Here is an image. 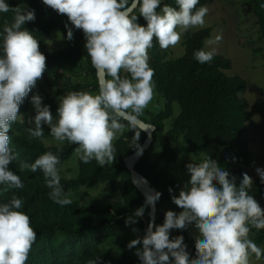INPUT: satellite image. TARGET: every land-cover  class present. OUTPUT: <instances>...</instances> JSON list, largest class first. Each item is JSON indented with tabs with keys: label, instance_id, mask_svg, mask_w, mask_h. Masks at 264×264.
I'll return each mask as SVG.
<instances>
[{
	"label": "clouds",
	"instance_id": "obj_1",
	"mask_svg": "<svg viewBox=\"0 0 264 264\" xmlns=\"http://www.w3.org/2000/svg\"><path fill=\"white\" fill-rule=\"evenodd\" d=\"M42 3L66 14L77 29L83 30L84 47L96 70L99 91L95 95L71 91L60 97L56 117L42 103L40 95H33L35 115L28 123L34 127L27 129L29 138L42 137L45 132L42 125H47L55 140L79 146L76 153L81 162L87 164L95 159L98 166L104 167L116 159L113 141L125 128L121 121H127L129 129L135 130L153 98L155 71L150 67L148 52L153 40L164 50L175 47L184 33L206 26L209 9L197 8L200 0H175L176 7L164 0H42ZM8 12L14 14L13 21L6 22L0 31V195L24 187L21 177L9 167L19 158L10 147L9 130L18 119L24 98L46 69V56L33 32L25 27L35 20V10L27 5L11 7L8 0H0V13ZM138 15L147 23H138ZM72 36L69 29L67 39ZM222 39L221 33L205 40V47L194 52V59L201 65L213 62L217 54L213 45ZM122 70L128 75L122 77ZM139 136L135 131L133 139L138 152H142L137 143ZM59 162V156L48 151L33 163L21 161L19 167L32 173L42 172L45 186L50 189L49 198L61 206L70 205L72 201L60 181ZM186 168L189 183L178 196L172 195L173 202L183 211L177 214L168 210L162 225L153 229L150 224L145 236L127 245L132 249L142 240V248L136 247L135 253L141 264H250L253 254L257 260L264 257V249L249 238L253 228L264 229V209L249 194L252 178L244 173L237 184L236 178L210 157L199 164L188 163ZM256 171L264 182V168ZM159 197V192L149 194L146 202L154 204ZM23 207L24 201L15 195L0 202V264H27L37 231ZM144 211V206L139 207L135 217H141ZM134 222L133 217L125 221L126 225ZM191 225L200 237L195 244L196 259L190 257L182 235L169 238L171 229Z\"/></svg>",
	"mask_w": 264,
	"mask_h": 264
},
{
	"label": "trees",
	"instance_id": "obj_2",
	"mask_svg": "<svg viewBox=\"0 0 264 264\" xmlns=\"http://www.w3.org/2000/svg\"><path fill=\"white\" fill-rule=\"evenodd\" d=\"M214 1L200 0L197 8ZM245 1L255 14L259 33L264 39V0ZM8 2L11 7L23 8L27 5L35 10V20L27 22L25 27L33 32L40 51L46 56V69L24 98L19 107L18 119L9 130L10 147L19 154L18 160L9 167L21 177L24 187L12 188L0 195V202L9 201L13 195L21 198L24 201L22 210L30 216L31 226L37 231V239L32 245L27 264H89V261H97V264H138L128 253L121 257L115 256L111 247L117 237L130 226L131 223H125L127 218L135 219L132 226L136 229V239L147 234L151 222L152 212L146 197L134 184L132 174L125 164L126 157L138 151L133 139L135 131L140 133L137 141L140 147L147 140L148 133L139 126L135 130L129 129L127 121H121L125 128L117 133L113 141L116 155L113 163L100 167L95 159L85 164L78 157L75 165L68 169L64 167L78 156V145L55 140L47 125H42L45 131L42 137L30 139L27 129L34 127L28 123L30 114L35 110L31 102L33 95L39 93L44 99V105H48L56 117L60 97L71 91L93 94L99 91V82L84 47L83 30L77 29L66 14L46 6L42 0ZM165 4L176 7L175 0H166ZM13 16L12 12L0 13V31L6 22L12 23ZM137 22L142 25L147 23L139 15ZM57 29L62 31L67 45L50 50L48 42ZM69 29L73 34L71 40L67 39ZM211 35L212 27L189 33L184 41L185 51L177 58L166 59L155 39L153 47L149 49V64L155 71L154 89L164 100L165 108L159 113L143 112L140 117L154 124L156 130L152 145L135 168L160 193L155 226L163 224L167 212L164 205L172 200V195L178 196L181 190V181L173 172V165L180 157L207 152L208 158H211L222 150H228V147L241 141L250 119L247 100L241 96L247 89V81L239 75L227 73L232 67L231 59L216 54L213 62L203 65L194 59V52L204 48L205 40ZM66 73H69L68 80H72V84L66 83L64 87H59L60 78ZM120 74L122 77L128 75L123 71ZM178 107L180 112L176 114ZM170 118L174 121L167 128L166 122ZM48 151L60 158L57 167L64 193L72 201L70 205L61 206L49 198L50 189L45 186L42 172L32 173L19 167L21 161L33 163ZM240 155L246 158L240 160L246 166L229 171L236 178L237 184L244 173L252 178L250 154ZM218 162L222 167L230 164L224 158H219ZM169 188L173 190L172 193ZM249 194L254 198L264 196V182H261L260 177L253 180ZM141 206L145 207L144 214L136 218L135 211ZM176 230L179 236H183L190 257L197 258L196 239L191 228ZM249 238L264 249V229L253 228ZM137 246L142 248V240ZM250 258L256 259L254 254ZM259 260L264 263V257Z\"/></svg>",
	"mask_w": 264,
	"mask_h": 264
},
{
	"label": "rangeland",
	"instance_id": "obj_3",
	"mask_svg": "<svg viewBox=\"0 0 264 264\" xmlns=\"http://www.w3.org/2000/svg\"><path fill=\"white\" fill-rule=\"evenodd\" d=\"M165 1L166 0H164V3ZM206 7L209 9V12L205 17L206 26L204 28L212 27V35L210 38H213L216 34L222 33V41L219 44L213 45V47L216 48L217 54L224 55L231 59L232 67L227 70V73L232 76L239 75L247 81V89L241 93V96L246 98L250 113V119L246 124L241 141L228 147V150L220 151L217 155L211 157V159L218 164L219 158L228 160L230 164L224 166V168L231 172L233 169L245 165V163L240 160L243 161L246 158L240 154L248 153L252 161V166H250L249 169L252 172V179L254 180L260 177L256 169L264 168V39L259 33L257 18L245 0H215L214 3ZM200 29L203 28L190 29L188 32L184 33L181 36L180 43L175 47H169L166 50L161 49L163 54L166 55V59L177 58L183 55L185 51L184 41L187 35ZM50 38L48 42L50 50H56L67 45L65 37L60 29L55 30ZM68 79L69 73H66L60 78L61 84L59 87H64L66 83H70L71 85L72 80L69 82ZM95 94H98V92L94 91L93 95ZM42 103L44 104L43 97ZM164 108V100L157 94L156 90L153 89V98L144 112L159 113ZM179 112L180 109L178 107L176 114ZM34 115L35 110L30 114V119H32ZM173 121V118L167 120V128L172 126ZM46 142L49 143V141ZM234 146L236 147L231 150L230 148ZM208 155L209 153L207 152L191 155L184 154L180 157L178 162L173 165L175 166L173 172L181 181V189L190 181V173L186 165L188 163H202L208 158ZM77 159L78 156L70 160V163L68 162L64 168H71L75 165ZM69 174L71 175L72 173L70 172ZM95 192L97 193L98 191ZM254 199L260 204L261 208L264 209V196H257ZM164 208L167 211L172 210L177 214L183 211L173 200L168 201L164 205ZM132 224L133 223L130 224L126 231L117 237L115 240L116 243H113L111 247V252L119 257L128 253L138 264L139 262L141 264L140 259L135 254L136 247L138 246L132 249L127 247L131 240L136 239L134 234L136 232L132 231L134 228ZM189 227L193 231L195 239L197 240L200 238L196 227L194 225ZM177 236H179L178 231L176 229H171L169 238L174 239ZM250 264L264 263L260 260L250 258Z\"/></svg>",
	"mask_w": 264,
	"mask_h": 264
},
{
	"label": "water",
	"instance_id": "obj_4",
	"mask_svg": "<svg viewBox=\"0 0 264 264\" xmlns=\"http://www.w3.org/2000/svg\"><path fill=\"white\" fill-rule=\"evenodd\" d=\"M140 121H141V124L138 126L148 133V138L143 144V146L141 147L143 149L142 152L137 151L131 154L130 156L126 157L125 164L132 174L134 184L142 192V194L145 197H147L148 193H151L152 195H154L157 192V189L151 185L150 181L146 179V177H144L141 173H139L136 170L135 165L139 161V159L144 155V153L152 145V142L154 141L153 134L156 130V126L154 124L147 123L143 121L142 119H140ZM157 204H158L157 200L154 202V204L148 203V205L150 206L151 212H152L150 224L153 225V229L155 227V221L157 218Z\"/></svg>",
	"mask_w": 264,
	"mask_h": 264
},
{
	"label": "bare ground",
	"instance_id": "obj_5",
	"mask_svg": "<svg viewBox=\"0 0 264 264\" xmlns=\"http://www.w3.org/2000/svg\"><path fill=\"white\" fill-rule=\"evenodd\" d=\"M151 194V193H148V195Z\"/></svg>",
	"mask_w": 264,
	"mask_h": 264
}]
</instances>
